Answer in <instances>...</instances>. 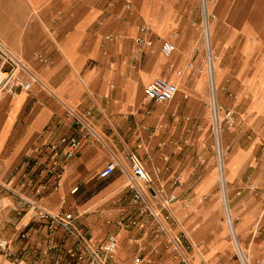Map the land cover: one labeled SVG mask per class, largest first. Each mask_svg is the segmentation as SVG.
Returning a JSON list of instances; mask_svg holds the SVG:
<instances>
[{
  "label": "crops",
  "instance_id": "0c3cea01",
  "mask_svg": "<svg viewBox=\"0 0 264 264\" xmlns=\"http://www.w3.org/2000/svg\"><path fill=\"white\" fill-rule=\"evenodd\" d=\"M205 4L214 56L212 80L207 68H203L206 51L200 28L201 0H0V20H25L32 10L39 18L22 23V27L13 21L8 26L10 39L0 31V42L36 77L31 82L28 75L22 74V79L30 82L29 88L0 98V237L9 241L8 248L0 251V264H17L20 258L23 264H71L63 255L72 240L59 228L50 230L33 210L19 205L14 195V191L23 190V173L30 169L35 147L57 140L61 133H73V121L66 115V108L79 113L96 110L90 121L98 138L82 142L78 155L62 162L57 189L37 202L52 214L71 212L76 228L94 242L115 235L114 264H124L136 254L135 245L128 239L140 234L116 225L117 218L129 206L126 174L117 170L101 180L98 172L114 155L129 173L126 156L135 154L162 196L167 189L177 194L182 181L178 186L170 181L177 167L169 153L179 152L170 146L173 144L170 140L180 137L197 143L198 155L206 150L212 134L208 122L211 88L215 102L230 110L234 118L233 128L221 132V144L229 153L224 173L231 199L241 196L253 200L254 210L261 206L264 0H205ZM141 26L150 31L153 40L147 48L150 51L135 45ZM163 38L178 45L182 59L171 66L182 70L183 75H164L176 83L177 92L169 102L160 103L166 104V110L163 108L160 113L157 106L152 111L151 122L159 118L171 130L164 148L157 145L159 127L153 131L150 135L153 150L148 154L145 143L148 128H152L148 125L153 124L144 122L137 107L144 100L146 85L158 77L159 65L152 54ZM38 54L42 60L36 58ZM188 64L193 65L194 76H190ZM164 153L166 161L162 158ZM75 186L78 191L72 194ZM25 195L33 199L28 191ZM215 215L210 213V217ZM261 217L264 219V211ZM253 221L243 218L238 222V236L248 248L255 247V256L262 259L259 264H264V227L254 226L245 232ZM199 231L201 238H209L200 251L203 258L223 256L228 247L224 230L214 223V227L203 230L200 227ZM20 234L26 238H20ZM164 242V238L150 239L142 255L154 257L152 250ZM51 244L58 251L45 254Z\"/></svg>",
  "mask_w": 264,
  "mask_h": 264
},
{
  "label": "built area",
  "instance_id": "2783aa9c",
  "mask_svg": "<svg viewBox=\"0 0 264 264\" xmlns=\"http://www.w3.org/2000/svg\"><path fill=\"white\" fill-rule=\"evenodd\" d=\"M202 18L206 12L205 0H201ZM129 10V5H125ZM204 17L202 22V33L205 41L204 62L210 80H212V62L214 56L210 49L208 36V23ZM206 25V26H205ZM140 36L135 39L137 48H150L153 40L150 31L146 26L139 28ZM161 54L164 58H169L175 51V45L169 40H162L160 47ZM36 58L42 60L40 54ZM190 76L195 75L193 65L188 64ZM177 76L182 75V70L173 69ZM22 74L29 76L31 82L36 81L35 75L28 67L17 59L11 51L0 42V98L4 94L15 95L19 90H27L30 82L22 79ZM177 92V87L172 82L162 77L153 78L144 88V99L153 101L157 104L169 102ZM212 118L214 122V134L216 142L220 139L221 126L230 130L234 126L233 114L230 110L224 109L215 102L211 107ZM96 110H87L77 112L74 109L66 108V115L73 121V133L68 135L59 134L57 140L46 141L38 144L33 150L34 157L31 159V166L28 172H24L25 180L21 187L23 190L14 191L18 204L35 212L38 220L46 222L50 230L61 229L72 240V245L63 255L71 264H114L117 251V238L110 234L103 239L94 242L85 237L81 229L74 225V216L71 212H62L52 214L40 207L38 199L51 190H56L60 180L58 168L64 160H68L78 155L82 142H87L93 138H98L90 119L95 116ZM221 120L218 122V115ZM153 131L149 134L151 135ZM217 144V143H216ZM217 157H220L221 149L216 145ZM130 172L128 173L120 164L119 160L113 155L110 161L98 172V178L101 180L108 179L117 170L125 173L127 177L126 194L129 196V206L122 211L116 220V225L122 230L139 232L138 237H129L128 241L135 245L137 250L132 258L126 260L124 264H146L145 257L142 255L146 249V243L150 239L164 238L163 248L174 253L182 264H192L185 255L188 248H197L189 240L188 235L183 231L180 235L172 233V228L177 225V220L171 209V205L177 200V196L172 192L167 197L161 195L158 189L153 186V180L143 163L135 154L127 156ZM221 158V157H220ZM223 160V156L221 158ZM170 181L173 185L181 183V177L178 174H172ZM28 191L32 198L28 199L25 192ZM78 191L75 186L71 193ZM159 202L158 204L154 203ZM158 206L160 209L158 210ZM2 220L0 219V227ZM20 238H26L25 234H20ZM182 238L188 239L187 247L182 246ZM9 246V241L0 237V251L4 252ZM58 251V248L51 244L44 251L48 254ZM203 264H207L201 260ZM17 264H23L20 258Z\"/></svg>",
  "mask_w": 264,
  "mask_h": 264
},
{
  "label": "rangeland",
  "instance_id": "374dc122",
  "mask_svg": "<svg viewBox=\"0 0 264 264\" xmlns=\"http://www.w3.org/2000/svg\"><path fill=\"white\" fill-rule=\"evenodd\" d=\"M201 11H202V7H201ZM207 15L208 13L206 9L205 15L203 14V18L206 16L207 18L206 17L205 18L208 20ZM37 19H39L37 13L32 10L26 14L25 20H0V31L6 34V36H8V38L10 39L9 37L10 34L7 32L9 31L8 26H10V24L13 23V21H16V23L20 24L22 27L23 26L22 23L24 24L29 22V20H37ZM200 28L202 29V22ZM201 34L203 36L202 31ZM163 40H169V39L163 38ZM161 41L158 43V45H156L153 48L154 53L152 55L156 57L157 63L159 65V74L157 76L165 78L164 77L165 74H172V75L175 74L174 71L170 70L171 64L174 65L178 64L179 61L182 59V56H181V52H179L178 50V45L173 43L175 45L174 53L172 54L171 57L164 58L160 51ZM203 41H204V36H203ZM144 50L150 51L147 48H144ZM204 56L205 53L203 54V57ZM203 68L204 70L206 69L205 62H203ZM173 84L177 86L176 83ZM208 94H209L208 122L210 124L209 129L212 128L211 129L212 134H211L210 142L206 147V150H204L201 155H198L197 150L199 148L197 147V143L194 144V142H188L187 138L180 140V137L179 138L175 137L173 141L170 140V142L173 143L170 144V146L175 150H178L177 152H179L172 154L169 153L171 155L170 159L175 163L176 165L175 167H177L175 174H180L182 181V183L178 187L177 194H175L177 196V200L175 201V203L171 205V209L174 213V217L178 222L177 225L174 228H172V233L175 235H180V233L184 231L188 235L192 243L197 247L194 248V250L193 248L192 249L188 248L185 250V255L188 258V260L192 262V264H203L201 260L205 261L207 264H222L223 262H227L228 264H243L236 250L233 235L227 224L228 223L227 215H226L223 194H222V182L219 175V162H218L219 158L217 157V153H216L217 144L214 134L215 126L211 112V107H212L211 89L208 90ZM165 105L166 104H157L153 101H147L146 99H144L142 100V104L137 107V111L144 116L143 118L144 122L148 124H153L152 126L148 125L152 127V128H148L147 131L148 141L147 143H145L146 144L145 152H147L148 154L150 153L151 150H153L152 147L153 144H150L151 138L149 133L151 131H154L158 127H159L160 137L157 145L158 147H163V148L166 145V136L169 130H171L170 125L166 121H160L159 118L154 123L151 122L153 120L151 117L152 111L157 106H159V112L161 113L163 108H165L166 110ZM166 114L167 113H165V116ZM179 120L182 121L183 120L182 117H180ZM220 120H221V115L219 114V121ZM198 127L199 125L195 126V129ZM220 128H221V132L223 130H226L224 126H221ZM185 135H186V130H185ZM219 141H220V149H221V158L223 156V160H222L223 184L225 186L227 205L230 211L235 237L241 248L246 264H259V260L262 261V259L255 256L254 254V251H256L255 247L252 246V248H248L246 242L242 243L241 239L238 236L236 225L243 218H251L254 221L250 226L246 228L245 232H248L250 228L254 226H257V229L264 227L263 225L264 219L263 217H261L264 211V202H262L261 206L257 210H254L255 207L253 205L254 202L253 200H247L246 198H241V196L237 197L234 200L231 199V195L229 194L230 192L228 191L229 184L226 185L225 183L226 174L224 173L225 172L224 169L227 164V158L229 156V153L226 152V150L223 148L221 144V133H220ZM166 156L167 155L165 153L164 156H162V158L165 159L164 161L167 160ZM205 181L207 183L204 184ZM202 184H204L203 187L199 189ZM174 186H178V184ZM169 191L171 192V190L168 189L166 190L167 194L164 195V197H167L170 194ZM154 203L158 204L159 202L155 201ZM157 209L159 210L160 207L158 206ZM236 211L239 212L238 216L234 215ZM212 212L216 214L215 217L214 216L210 217V213ZM255 213H258L257 214L258 216H255L256 215ZM214 223L224 230L226 234L228 247L225 250L223 256H221L220 258L219 256H215L212 257L211 260H207L203 258L200 251H202V248H204L207 245L209 238H204V237H203L204 239L201 238V232L199 231V229L200 227L202 228V230L203 228L206 229L210 226L214 227ZM204 225L207 227H203ZM186 228H188L189 230H187ZM194 231L196 232L198 231L197 232L198 234H196L197 236L193 235L195 234L193 233ZM187 244L188 242L182 238V246L187 247ZM152 255H154V257L152 258L145 257L146 264H182L180 262V259L174 253H172L171 251L170 252L167 251L166 248H163V246H160L154 252L152 250Z\"/></svg>",
  "mask_w": 264,
  "mask_h": 264
},
{
  "label": "bare ground",
  "instance_id": "6f19581e",
  "mask_svg": "<svg viewBox=\"0 0 264 264\" xmlns=\"http://www.w3.org/2000/svg\"><path fill=\"white\" fill-rule=\"evenodd\" d=\"M208 16V15H207ZM206 17V16H205ZM207 18V17H206ZM205 20H207V19H205ZM205 23H207L206 21H205ZM206 26V25H205ZM177 87V86H176ZM211 90H212V94H211V97H212V103H214V90H213V88H211ZM218 122H219V115H218ZM217 143V147H218V149H219V147H220V141H219V139H218V141L216 142ZM220 157H221V154H220ZM220 157H218L219 159H218V162H219V175H220V178H221V182H222V194H223V200H224V206H225V210H226V215H227V224H228V226H229V229H230V231H231V233H232V235H233V239H234V244H235V247H236V250H237V252H238V255H239V257H240V259H241V261H242V263L243 264H246V262H245V258H244V256H243V253H242V251H241V248H240V246H239V244H238V242H237V240H236V237H235V232H234V228H233V223H232V219H231V216H230V211H229V208H228V205H227V199H226V191H225V186H224V184H223V171H222V160H221V158Z\"/></svg>",
  "mask_w": 264,
  "mask_h": 264
}]
</instances>
